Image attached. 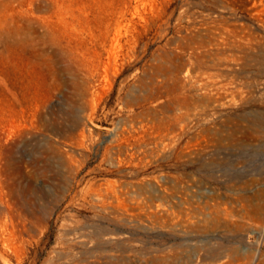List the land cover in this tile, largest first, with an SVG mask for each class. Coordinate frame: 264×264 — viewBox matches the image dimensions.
Segmentation results:
<instances>
[{
  "label": "rangeland",
  "instance_id": "obj_1",
  "mask_svg": "<svg viewBox=\"0 0 264 264\" xmlns=\"http://www.w3.org/2000/svg\"><path fill=\"white\" fill-rule=\"evenodd\" d=\"M263 81L264 0H0V264H264Z\"/></svg>",
  "mask_w": 264,
  "mask_h": 264
},
{
  "label": "bare ground",
  "instance_id": "obj_2",
  "mask_svg": "<svg viewBox=\"0 0 264 264\" xmlns=\"http://www.w3.org/2000/svg\"><path fill=\"white\" fill-rule=\"evenodd\" d=\"M247 47L248 43L245 37L243 35L237 36L235 31L231 30L228 38L229 52L224 63V67L228 74H222L220 70L222 63L215 64V71L212 73L211 93L209 96L212 103L227 105L233 101L237 95L243 96L247 100H254L256 93H252L253 91H250L248 82L237 74V72L240 73L245 67ZM258 97H260V100L264 101V81L262 82ZM251 115L250 117L246 116L243 125L244 144L246 147L252 145V134H254L255 137L253 140H262V138H264V112L254 110ZM197 139L199 140V144L205 141L204 133L199 132ZM253 200L254 198L252 196L247 197L246 201L249 206L252 204L251 201ZM230 216L229 223L235 227L236 231H239L237 228L239 227L238 218L243 216L238 214H231ZM167 218H169V216H167ZM106 240L113 241V237H107ZM82 244L85 245L86 242L82 241ZM164 258L163 256L161 257L162 264H184L180 257H175L172 262ZM193 264H232V261L229 254L224 249L212 247L210 249H199Z\"/></svg>",
  "mask_w": 264,
  "mask_h": 264
}]
</instances>
